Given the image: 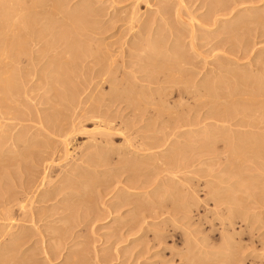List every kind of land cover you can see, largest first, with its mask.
<instances>
[{
  "label": "rangeland",
  "instance_id": "374dc122",
  "mask_svg": "<svg viewBox=\"0 0 264 264\" xmlns=\"http://www.w3.org/2000/svg\"><path fill=\"white\" fill-rule=\"evenodd\" d=\"M46 1L47 0H0V4L3 7H0L1 17L5 18L8 16L10 18H7L12 20V22H17V25H14L15 28L13 26L9 27V31L7 27H5V29L10 33L13 31L12 33L14 34L15 38H18L19 36L18 40L20 39V41L23 42V46H21L24 49V51L22 50L23 53H25V55L22 53L23 55H21V59L25 60V58H31V64L33 65H30V62L28 64L27 61H22L23 63L21 62L19 63V65L13 64L12 62H10L12 65H6L7 67L15 65V67H12L15 74H17L15 71L18 70L17 72L19 74L21 70V73H23V69H25V74L22 75L20 73L19 75H16L18 79L20 78L19 80H17V77H13V79L15 78V81H12L16 82L15 84L18 87V93H12L11 96V94H6L4 91H0V172L4 170L2 174L0 173V193L6 189L9 190L12 188L13 190L15 188L14 184L16 185V182L19 183L22 182L26 177H31V167H28L27 163H29V159L33 157V152L39 150L38 152L40 155V151L44 149L43 147H45V145H51L58 148V150L60 148V150L58 151L59 153L57 152L59 155L56 154L55 158H47V160L45 161L42 160L40 164L39 162L37 163L38 169H40L37 176V185H39L37 186L38 191H42V189L51 190L57 187L59 189L58 192H56L58 195H54L52 198H47V202L40 201L39 204L35 203L34 206H40V211L44 212L45 215H48L49 213H52L53 210H56L58 207H61L63 205L62 211L64 212H62L61 216H63L64 213V216L66 217L64 218L63 216V218L60 217L54 220H50L49 218H47L46 220L39 221L38 223H36V225H32V227L29 228V233H33V237L31 238L32 240L27 243V245H29V248H27V250L22 253H17V256L19 258H21V256L26 258L27 255H34L33 258L35 257L37 259L35 263L37 262V264H47L45 263L44 259L41 258L43 254L41 255V253H36L37 246L41 245L39 242L40 236L37 235L38 233L36 231H45L46 229V233L50 234V236H53V234L51 233V230H53L52 228L58 225H62L68 218L67 222L69 223L66 222V224H71V219H73V222L74 220L78 223L81 221V223L78 224V227L74 228V230L78 231V233H81L77 235L78 237L75 239L78 242L74 239L72 240V237L68 236L64 243L61 244L62 248L57 258L52 261L53 264H65L66 262H71L72 264H195L194 261H196L197 263L200 262L199 264H264V155H262L261 157L243 158L242 160H229L225 158V155H228V150L226 152L218 154L219 156L217 155V153L211 152V155L209 154L208 157H210V159L217 157L216 159L212 161H209L210 159H208L205 162L198 163L197 166H194V171H188L185 173L187 177H193V180L188 181V183L193 182V187L195 186L194 189L197 193H195V197L193 196L192 199H195V201L198 202L196 207L193 208V211L187 213V215L180 212L183 216H186V218H182L183 220L172 219L171 213L174 216L176 215V218L178 216H182L181 214H177L179 213L178 210L171 209L172 207L167 208L168 210H161V212H164H162V214L158 217L148 216L149 214L147 215L146 212L149 210H156V205L154 204L152 206V195V198L156 197V200L160 199L161 201H163L162 199H164L165 196V199H168L167 193L169 192L167 191V188H171V185L168 184V186L167 184H165V186L163 184L166 182L165 180L171 179L173 177L172 180L179 183L181 181L180 179H182L181 176L185 177L184 173H176L175 175L167 173L165 170H163L165 164H162L160 166L159 164L161 163L156 164L157 161H155V159L158 160L159 156H164V153L168 156L174 155L172 152L173 150L166 151V147H175V149H177L176 147H187V153L191 150L194 151L195 149L188 147L189 145H187L192 142L191 139H197L198 137L201 138L202 133L211 134L212 131L214 132V129L217 130L219 128L218 131L215 132L223 133L224 131H226L224 132L227 133L225 134V136L228 135L229 131L228 129H226L228 123L224 124L218 122L214 118V116L217 117L218 114L216 115L215 113L213 114L210 112L207 113V107H209L207 105L209 104L210 106L214 107H212V110H214L213 112H215L217 109L221 111L223 108L228 107L229 104L230 107L232 105V111L235 108L241 109L242 107H245L244 105H246L240 103L243 98H247V95L245 94H251L254 90H256L257 86L255 85L257 84V82L255 81H261L264 79V0H64L61 3L65 4H60L61 9L60 6H58L59 10L57 9L60 13H58L56 9H54V11H56L55 13L53 12V10L51 11L52 8L51 6H49L50 4H47L48 1ZM6 5L8 8L6 7ZM28 5H30V7H28ZM32 5L34 7H32ZM220 6L221 8H218ZM83 10H86L87 12L83 13ZM10 11H14L13 14L15 15H13ZM89 11H91V14H89ZM51 13L55 15L53 16ZM93 14L94 16H92ZM81 17L83 18V20L81 19ZM259 18L260 20H258ZM14 19H16L17 21H15ZM27 19H29L30 22ZM48 20L51 21H49L50 24H48ZM252 20H254V22H252ZM80 24H82L81 27H79ZM242 25L244 26L241 27ZM13 28L14 30H16L14 31ZM32 29L34 32L32 31ZM42 33L45 35H43ZM61 35L63 36L62 38ZM151 38H154L153 41ZM148 39L150 40V42ZM241 41L245 43L240 44ZM151 42L154 44V48H152ZM236 42L238 43L236 44ZM245 44L249 45L247 46V49L246 46L244 47ZM83 46L84 50L82 48ZM158 50L159 52H157ZM148 54L150 56H148ZM4 55L5 54L0 53V57L2 59L6 56ZM148 57H150L148 63H151L150 61H152V64H154L155 62V66L159 64L160 67L157 66L158 69L145 68L144 62L146 63ZM170 57H173L172 59H176L177 57H179V59H176L177 61L182 60L183 62H187L188 64L186 63L181 65H185V68H189L188 71H185L187 74L185 72H182V75L178 73L180 72L178 71V68H180L181 66L177 67L176 63L174 62L175 59L172 60ZM167 59L171 60L167 61ZM97 61L98 63H96ZM171 61H173L175 64L171 63ZM50 62L52 63V65H50ZM92 62H94L95 65ZM68 63L69 65L71 63V65L73 64L74 66H68ZM42 65H45L44 67L46 68L48 67L47 73L46 68H43ZM62 65L63 67L67 65L65 67L67 69L69 67V70H67L65 67L63 70ZM6 66L5 68H7ZM50 66H52V68L54 66L57 71L55 69H51ZM58 66L60 69L58 68ZM27 67L29 69L31 68L34 73L32 72L33 74L28 75L25 72L29 70ZM98 67L102 70V72L100 73L103 74L95 76V70H97ZM140 67H142V70ZM176 67L177 69H175ZM40 69L45 70L46 74H50L52 80L50 79V81H48L50 83L47 82L49 85L39 78L42 77V74H45L43 73L44 71H41ZM58 69L62 73L58 71ZM70 69H72L73 71L76 69L77 70L74 71L75 73L73 71L70 73ZM39 70L40 73L38 72ZM163 72L166 74L167 72L169 74L171 73L172 75H170L175 78L177 82L175 81L169 83L164 81L161 82L162 80L159 81V77L161 78L162 75L163 77H165V74ZM65 73L67 74V77ZM81 73H83V75ZM156 73L159 76L158 78H156ZM124 74H126L127 76ZM144 74V77H146V75H149L148 77L150 78H154V76H156L155 78L158 79H155L156 85L155 80L151 82L148 77L143 79L142 77ZM21 75L24 77L21 78ZM55 75L59 79L60 83L59 81H55L57 79ZM102 75L107 76L103 77ZM140 75L142 77H140ZM167 75L165 78L168 77ZM252 76L253 78H251ZM184 78L186 79V81L187 79H189L190 81L187 82L189 87H186V93L182 95L181 93L177 92V87L182 86V84L180 85V83H182L181 81L185 80ZM107 79H119L122 82L120 83L121 87L119 85L117 90H113L115 84L113 82L111 84V82ZM220 80L221 83L224 82V84H221ZM157 81L159 82L157 83ZM78 82L80 83L78 84ZM149 82H151V84ZM51 84L54 87H52ZM1 85L2 84H0V86ZM63 85H66L65 87L67 89H65ZM216 85H218V87ZM151 86L153 88H158H156L157 90H154ZM206 86H212L216 91L213 90L214 92H212V87H209L211 89V92L209 91L210 93L208 91H206V93H201L206 88ZM23 87L27 90L23 89ZM139 87H141V89H139ZM161 87L165 88L162 90ZM50 88H53L55 91L53 89L51 90ZM194 89L196 91H194ZM200 89L203 90L201 91ZM53 92L56 94H53ZM60 92L61 94L71 93L70 95L74 100H76L78 97V100L86 99V97L88 96L92 97V99L90 98L89 101L82 102L78 106L76 104L73 108V110L76 111L74 112L84 114L85 111L92 105V107L97 108V111H101L104 116H106V114H110L109 116H111V119L113 118L112 127L116 130L112 128V130L110 131L112 135H110L103 143H100L98 145H91L90 143H92L93 141L92 136L98 133L97 130L101 129V126L103 125H100V127H98V124L95 120L89 119L84 121V119L81 118L82 125L80 128L84 129L83 127H85V131L87 130L86 132L90 131L89 134H81V132H79L72 141L70 140L66 142L67 145L65 147L63 143L59 142L61 141L60 138H57L55 135L43 129L40 123L41 121H43L44 123L51 122L55 117L54 111L59 107L60 108L57 109L58 112L59 110H67L65 106H59L57 103L56 95L59 96ZM207 93L209 94V96H205L206 98L203 97L204 99H202L201 95L203 94L202 96H204ZM72 94L75 95L76 99ZM125 94L131 97V102H134L133 104L134 106H136L135 109L134 106H131L132 108L126 107V102L118 101L117 103L116 100V102L113 101V103L112 101H109V97L111 95L122 96ZM148 94L151 95L149 96ZM190 94H192V96ZM133 95L136 99L133 97ZM186 95L188 96V98L186 97ZM258 98L255 99L256 101L252 99V103H260L259 105H262L264 98ZM93 99L98 100H95V102L97 101L96 104L93 102ZM205 99H207V102L205 101ZM221 100H224V102ZM253 100L255 102H253ZM258 100L263 101H260L258 103ZM150 101L153 102L151 103ZM196 101H198L199 103L201 102V105L202 103H204V105L207 104V107H203L202 105V107L204 108L203 109L198 102L197 104L194 103ZM198 104L201 109L195 108V105ZM187 106L191 108V111L193 107V111L191 112L190 110H188L186 112V110L188 109ZM230 107L229 109H231ZM183 108H185L186 110ZM18 109H20L21 111ZM195 109L197 111H195ZM210 110L211 108L209 109V111ZM48 114H50V116ZM51 115L53 118H50ZM169 115L172 116V118L175 116L177 118L180 117V119L177 123H175L173 120L171 122V117ZM186 115H188V117ZM165 118L167 121L166 123ZM167 119H169L170 121ZM67 120L69 119L67 118ZM181 121H186L189 123L186 126L183 125ZM216 123H218L217 126ZM220 124H223L224 127H222L223 125L220 127ZM235 125L236 124H234V127L233 125H230L229 128L231 127L234 129H242L238 125ZM170 129H174L175 134ZM179 130H188V134L184 133V135L182 134V136L181 134H178ZM2 131L4 133H2ZM91 132L92 134H90ZM169 133L172 136H170ZM165 135L169 136L167 142L162 147H156L148 151L143 149L147 143L155 141L156 139L158 140V136L163 137ZM20 136H23V138ZM15 138L17 139L14 140ZM12 139L15 143L12 141ZM57 140L59 141L57 142ZM20 141L21 144L19 143ZM186 141H188L189 143H186ZM169 142H172V144ZM181 143L183 144V146ZM27 144H29V146L35 145L36 147L34 146L35 148H31L33 146L28 147ZM22 147H28V149L23 150ZM14 149L16 150V152L14 151ZM31 149H33V151ZM24 151L27 154H25ZM31 151L33 154H31ZM102 151H104V154H102ZM148 152L149 154H152V156L150 154V158L149 156H146L148 155L146 154ZM20 153L22 154V157L20 156ZM192 153H188L191 155H187V157L192 156ZM2 154L4 155V157L2 156ZM153 154L156 156V158ZM88 155L89 157H91V155L95 157V159L91 157V163L83 161L85 160L84 158H86V156ZM19 157H21L22 161ZM4 158H6V160ZM96 158L100 161V166L98 164L99 161L95 162ZM151 158L154 162H152ZM18 160L20 163L18 162ZM16 161L19 164H17ZM23 161L26 162L27 166L25 163H23ZM93 162L96 165H94ZM145 162L146 164H144ZM2 163H4L5 166ZM7 169L13 174V176H15V174L17 173L15 177L17 178L16 180H14L15 178L13 176L7 178L2 176L5 175V173L10 174ZM24 169L25 172L27 170V173L23 172ZM6 171H8L9 173H7ZM22 172L24 173L23 175H21ZM39 174L41 177L39 176ZM138 174L140 175V177ZM146 175H148L149 178L145 177ZM168 175H170V177ZM179 175L181 176L179 177ZM201 176L204 178H202ZM2 177L5 178V180L3 179V182ZM131 178H137L138 180L135 179L134 181H131ZM199 178L201 182L203 179V184L201 183L202 185L198 181H196V179ZM144 179H146L147 182ZM225 179H229L230 181L227 180L224 183ZM204 180H206V185ZM235 180H237L236 184H230ZM142 181L144 182L143 184L146 187H138L143 185L141 184ZM219 182V185H221L223 188L222 192L227 191L229 192L228 194L232 197L234 195V201L236 198L237 203L235 202L232 207L234 206L235 208H238H236L238 211L237 218L228 220V213L218 214V207L214 205L211 200H208L209 195L205 192H207L208 190L212 191V189L214 188V191L216 189L220 191V189H218L219 186H217ZM179 184L177 187L176 185H173V187L175 186L176 188H178ZM8 185L11 188H9ZM138 193H141L142 195H139ZM125 195L126 197H128L126 198ZM122 199H125V201L123 202ZM117 201H119V203L121 202L122 204H119ZM123 203H125V205H123ZM64 207L66 208V211L64 210ZM71 213H74L75 215H72ZM226 215L228 218H224ZM19 217L20 216H18V218ZM76 217L77 219H75ZM198 217L203 218L202 222L198 220ZM85 218H87V221ZM170 219L172 221H170ZM57 220L59 222H57ZM27 224L30 225V223ZM133 224L138 225L135 226ZM0 226L3 228L2 225ZM140 226H142L143 229L137 230L138 228H140ZM70 230L68 231L69 234ZM49 238L51 237H49L48 235L44 239L47 240ZM50 241L51 243L56 244L53 239H50ZM75 251L78 253L77 256H75L76 258H74L73 255V253L75 254ZM190 253L192 256L190 255ZM41 260L43 261V263ZM75 261H78L79 263H75Z\"/></svg>",
  "mask_w": 264,
  "mask_h": 264
},
{
  "label": "bare ground",
  "instance_id": "6f19581e",
  "mask_svg": "<svg viewBox=\"0 0 264 264\" xmlns=\"http://www.w3.org/2000/svg\"><path fill=\"white\" fill-rule=\"evenodd\" d=\"M13 1H15V0H13ZM26 1V0H25ZM48 1V2H47ZM46 2H47V4L49 5V6H51V11L53 10V12L55 13L56 11H54V9H58L59 10V7L58 6H60V4H63V3H61L62 1H64V0H47ZM68 1V0H67ZM219 1V0H218ZM221 1V0H220ZM232 1V0H231ZM32 2V1H31ZM30 2V3H31ZM1 3V2H0ZM11 3V2H10ZM223 3V2H222ZM7 4V3H6ZM9 4V3H8ZM13 4H14V2H13ZM32 4V3H31ZM34 4H35V2H34ZM65 4V3H64ZM63 4V5H64ZM221 4V3H220ZM233 4H235V3H233ZM238 4V3H237ZM245 4V3H244ZM3 5V4H2ZM10 6H12L11 4H9ZM67 5V4H66ZM217 5V4H216ZM216 5H215V7H216ZM218 6H219V3H218ZM0 7H2L1 6V4H0ZM6 7H7V5H6ZM13 7V6H12ZM28 7H30V5H28ZM32 7H34L33 5H32ZM3 8V7H2ZM8 8V7H7ZM7 8H5V9H7ZM10 8V7H9ZM88 8V7H87ZM218 8H221V6L220 7H218ZM46 9V8H45ZM60 9H61V6H60ZM57 10V11H58ZM63 10V9H62ZM219 10V9H218ZM228 10V9H227ZM231 10V9H230ZM3 11V10H2ZM29 11V10H28ZM33 11V10H32ZM36 11V10H35ZM48 11V10H47ZM67 11V10H66ZM70 11V10H69ZM73 11H74V9H73ZM75 11H76V9H75ZM0 12H1V9H0ZM12 14L14 13V11L12 12V11H10ZM27 12V11H26ZM49 12V11H48ZM68 12V11H67ZM79 12V11H78ZM85 12H87L86 10H83V13H85ZM90 13L89 14H91V11H89ZM182 12V11H181ZM7 13V12H6ZM19 13V12H18ZM34 13V12H33ZM37 13V12H36ZM58 13H60L59 11H58ZM57 13V14H58ZM212 13V12H211ZM1 14V13H0ZM52 15H53V13H51ZM50 14V15H51ZM57 14H56V16H57ZM82 14V13H81ZM247 14H248V12H247ZM13 15H15V14H13ZM37 15V14H36ZM39 15V14H38ZM49 15V16H50ZM55 15V14H54ZM53 15V16H54ZM88 15V14H87ZM7 16V15H6ZM10 16V15H9ZM23 16V15H22ZM91 16V15H90ZM92 16H94V14L92 15ZM8 17V16H7ZM1 17V15H0V53H3V54H5L4 56V58L2 59L1 57H0V84H2L1 86H0V91H4L6 94H11V96H12V93H14V94H16V92L18 93V87L16 86V82H14L15 80V78L13 79V77H17L16 75H19L21 72H22V70H21V72H19V74H18V70L17 71H15L17 74H15L14 72H13V69H12V67H15V65H13V66H10V67H7L8 65H10L11 63L10 62H12L13 64H18L19 65V63H21L22 61H27V63L29 64V62H30V65H32L31 64V61H32V59L31 58H25V60H23V59H21L22 58V56L21 55H25V53H23V51H24V49H23V42L22 41H20V39L18 40V38H19V36H18V38H15L14 37V34L12 35L10 32H8L9 31V27H14V25H17V22H12V20H10V19H8V18H10V17ZM35 17V16H34ZM84 17H85V15H84ZM87 17V16H86ZM253 17V16H252ZM22 18V17H21ZM26 18V17H25ZM28 18V17H27ZM44 18V17H43ZM45 18H46V16H45ZM51 18V17H50ZM49 18V19H50ZM12 19V18H11ZM66 19V18H65ZM81 19L83 20V18L81 17ZM15 21H17L16 19H14ZM27 20H29V19H27ZM52 20V19H51ZM76 20V19H75ZM81 20V21H82ZM255 20V19H254ZM254 20H252V22H254ZM258 20H260V18L258 19ZM22 21V20H21ZM23 21H25V20H23ZM50 20H48L47 22H49ZM94 21V20H93ZM97 21V20H96ZM208 21V20H207ZM27 22V21H26ZM29 22H30V20H29ZM33 22V21H32ZM43 22V21H42ZM45 22V21H44ZM51 22V21H50ZM50 22L48 23V24H50ZM129 22V21H128ZM215 22V21H214ZM251 22V21H250ZM203 23H205V22H203ZM211 23V22H210ZM247 23V22H246ZM44 24V23H43ZM62 24H63V22H62ZM85 24V23H84ZM186 24V23H185ZM249 24V23H248ZM40 25H42V24H40ZM81 25L82 24H80V26L79 27H81ZM261 25H262V23H261ZM22 26V25H21ZM39 26V25H38ZM47 26V25H46ZM50 26V25H49ZM88 26V25H87ZM181 26V25H180ZM244 25H242L241 27H243ZM264 26V25H263ZM5 27H7L8 28V31L5 29ZM17 27V26H16ZM28 27V26H27ZM57 27V26H56ZM171 27V26H170ZM182 27V26H181ZM184 27H187V26H184ZM220 27V26H219ZM15 28V27H14ZM14 28H13V30H14ZM21 28V27H20ZM30 28V27H29ZM51 28V27H50ZM58 28V27H57ZM83 28H84V26H83ZM146 28V27H145ZM180 28V27H179ZM257 28V27H256ZM11 29V28H10ZM18 29V28H17ZM35 29V28H34ZM55 29V28H54ZM72 29V28H71ZM80 29V28H79ZM174 29V28H173ZM172 29V30H173ZM184 29V28H183ZM241 29V28H240ZM16 30V29H15ZM14 30V31H15ZM47 30V29H46ZM74 30V29H73ZM239 30V29H238ZM237 30V31H238ZM11 31V30H10ZM18 31V30H17ZM23 31H25V30H23ZM32 31H33V29H32ZM49 31H51V30H49ZM63 31V30H62ZM76 31V30H75ZM27 32V31H26ZM34 32V31H33ZM36 32V31H35ZM40 32V31H39ZM179 32V31H178ZM186 32V31H185ZM24 33V32H23ZM54 33V32H53ZM57 33V32H56ZM80 33V32H79ZM78 33V34H79ZM100 33V32H99ZM169 33V32H168ZM174 33V32H173ZM34 34V33H33ZM43 34V33H42ZM48 34V33H47ZM51 34V33H50ZM67 34V33H66ZM76 34H77V32H76ZM82 34V33H81ZM175 34V33H174ZM22 35V34H21ZM43 35H45V34H43ZM55 35V34H54ZM180 35V34H179ZM187 35V34H186ZM25 36V35H24ZM27 36V35H26ZM57 36V35H56ZM175 36V35H174ZM28 37V36H27ZM35 37V36H34ZM63 36L61 35V38H62ZM68 37V36H67ZM37 38V37H36ZM49 38H51V37H49ZM238 38V37H237ZM71 39H73V38H71ZM152 39V38H151ZM154 39V38H153ZM153 39H152V41H153ZM193 39V38H192ZM229 39H230V37H229ZM245 39V38H244ZM22 40V39H21ZM42 40V39H41ZM58 40V39H57ZM149 40V39H148ZM241 40V39H240ZM30 41V40H29ZM49 41V40H48ZM21 42H22V44H21ZM26 42V41H25ZM42 42V41H41ZM44 42V41H43ZM57 42V41H56ZM149 42H150V40H149ZM33 43V42H32ZM48 43V42H47ZM50 43V42H49ZM66 43V42H65ZM152 43V42H151ZM155 43V42H154ZM238 42H236V44H237ZM242 43H245V42H242L241 41V43L240 44H242ZM56 44V43H55ZM234 44H235V42H234ZM239 44V45H240ZM247 44V43H246ZM244 45V47L246 46V49H247V46H249V45ZM22 45V46H21ZM51 45V44H50ZM54 45V44H53ZM60 45V44H59ZM58 45V46H59ZM75 45H77V44H75ZM151 45V44H150ZM153 43H152V48H154L153 47ZM86 46H88V45H86ZM242 46V45H241ZM240 46V47H241ZM31 47V46H30ZM29 47V48H30ZM41 47V46H40ZM96 47V46H95ZM52 48V47H51ZM55 48V47H54ZM83 48V50H84V46L82 47ZM144 48V47H143ZM147 48V47H146ZM99 49V48H98ZM151 49V48H150ZM157 49V48H156ZM23 50V51H22ZM26 50V49H25ZM47 50H49V49H47ZM55 50V49H54ZM53 50V51H54ZM74 50V49H73ZM94 50V49H93ZM152 50V49H151ZM154 50V49H153ZM63 51V50H62ZM67 51V50H66ZM161 51V50H160ZM163 51V50H162ZM250 51V50H249ZM19 52V53H18ZM77 52H78V50H77ZM80 52V51H79ZM86 52V51H85ZM84 52V53H85ZM146 52V51H145ZM157 52H159V50L157 51ZM183 52V51H182ZM23 53V54H22ZM28 53V52H27ZM31 53V52H30ZM50 53V52H49ZM68 53H69V51H68ZM74 53V52H73ZM81 53V52H80ZM83 53V52H82ZM96 53V52H95ZM94 53V54H95ZM101 53V52H100ZM173 53H175V52H173ZM36 54V53H35ZM51 54V53H50ZM78 54V53H77ZM88 54V53H87ZM97 54V53H96ZM149 54H150V52H149ZM148 54V56H150ZM158 54V53H157ZM179 54V53H178ZM49 55V54H48ZM52 55V54H51ZM61 55V54H60ZM83 55V54H82ZM102 55V54H101ZM137 55V54H136ZM165 55V54H164ZM167 55V54H166ZM182 55H183V53H182ZM185 55V54H184ZM2 56V55H1ZM36 56V55H35ZM39 56V55H38ZM50 56V55H49ZM155 56H156V54H155ZM177 56V55H176ZM26 57V56H25ZM62 57V56H61ZM92 57V56H91ZM153 57V56H152ZM181 57V56H180ZM42 58V57H41ZM55 58V57H54ZM83 58V57H82ZM96 58V57H95ZM144 58V57H143ZM142 58V59H143ZM161 58V57H160ZM167 58H169V57H167ZM171 58V57H170ZM173 58V57H172ZM171 58V59H172ZM35 59V58H34ZM70 59V58H69ZM76 59V58H75ZM141 59V60H142ZM148 60H146V63L144 62V67L145 68H155V69H158L157 68V66L158 67H160L159 66V64H157V66H155L156 64H155V62H154V64H152V61H150L151 63H148L149 62V59H150V57H148L147 58ZM158 59V58H157ZM171 59H167V61L169 60H171ZM175 59V58H174ZM174 59H172V60H174ZM176 59H179V57H177ZM174 60V62L176 63V66L178 67H180L181 65H183V64H186L187 62H183L182 60L181 61H177V60ZM37 60H38V58H37ZM82 60V59H81ZM96 60V59H95ZM98 60V59H97ZM111 60H113V59H111ZM151 60H152V58H151ZM35 61V60H34ZM74 61V60H73ZM72 61V62H73ZM41 62V61H40ZM52 62V61H51ZM50 62V63H51ZM60 62V61H59ZM69 62V61H68ZM90 62H91V60H90ZM95 62V61H94ZM94 62H92L94 65H95V63ZM108 62V61H107ZM158 62H159V60H158ZM173 61H171V63H174ZM263 62V61H262ZM23 63V62H22ZM74 63V62H73ZM76 63V62H75ZM96 63H98V61L96 62ZM112 63V62H111ZM170 63V64H171ZM174 63V64H175ZM66 64V63H65ZM165 64V63H164ZM188 64V63H187ZM7 65V66H6ZM12 65V64H11ZM26 65V64H25ZM47 65V64H46ZM48 65H49V63H48ZM50 65H52V63L50 64ZM64 65V64H63ZM63 65H62V68H63V70H64V67L65 66H67V65H65L64 67H63ZM70 65H71V63H70ZM69 65V63H68V66H70ZM73 65V64H72ZM71 65V66H72ZM76 65V64H75ZM97 65V64H96ZM161 65V64H160ZM257 65V64H256ZM5 66L7 67V68H5ZM33 66V65H32ZM37 66V65H36ZM43 66V65H42ZM45 66V65H44ZM43 66V68H46V67H44ZM74 66V65H73ZM88 66V65H87ZM111 66V65H110ZM122 66V65H121ZM141 66V65H140ZM174 66V65H173ZM185 66V65H184ZM184 66H181L180 68H178L179 70L178 71H180V72H178V71H176V72H178V73H180L181 75H182V72L184 73L185 71H188V69L189 68H185ZM30 67V66H29ZM41 67V66H40ZM39 67V68H40ZM51 67V69H55L54 68V66H53V68H52V66H50ZM84 67V66H83ZM177 67L175 68V69H177ZM28 68V67H27ZM58 68H59V66H58ZM66 68V67H65ZM71 68V67H70ZM90 68V67H89ZM88 68V69H89ZM99 68V67H98ZM97 68V70H95V73H96V75L95 76H99V74H103V73H100V72H102V70L99 68L98 69ZM141 68V70H142V67H140ZM144 68V69H145ZM173 68V67H172ZM17 69V68H16ZM20 69V68H19ZM29 69V68H28ZM34 69V68H33ZM42 69V68H41ZM40 69V70H41ZM60 69V68H59ZM58 69V71H60ZM67 69V68H66ZM95 69V68H94ZM112 69V68H111ZM143 69V70H144ZM146 69V70H147ZM24 70L25 69H23V73H21L22 75L23 74H25L24 73ZM40 70L38 71L39 73H40ZM47 70H48V67L46 68V73H47ZM56 71H57V69H55ZM62 70V69H61ZM67 70H69V67H68V69ZM71 71H69L70 73L73 71L72 69H70ZM77 70V69H76ZM76 70H74V71H76ZM79 70V69H78ZM81 70V69H80ZM101 70V71H100ZM109 70V69H108ZM162 70V69H161ZM160 70V71H161ZM165 70V69H164ZM169 70V69H168ZM36 71V70H35ZM41 71H44L43 73H45V70H41ZM54 71V70H53ZM55 71V72H56ZM73 71V72H74ZM111 71V70H110ZM155 71V70H154ZM159 71V72H160ZM163 71V70H162ZM170 71V70H169ZM168 71V72H169ZM193 71V70H192ZM191 71V72H192ZM264 71V70H263ZM28 75H30V74H33L34 73V71L30 68L29 70H27V71H25ZM33 72V73H32ZM49 72H50V69H49ZM61 72V71H60ZM94 72V71H93ZM99 72V73H98ZM116 72V71H115ZM148 72V71H147ZM166 72V71H165ZM167 72V74H169ZM171 72V71H170ZM194 72V71H193ZM37 73V72H36ZM38 73V74H39ZM42 74V77H39L42 81H44V82H48V81H50V79L52 80V78H51V76H50V74L48 73V74ZM62 73V72H61ZM64 73V72H63ZM68 73V72H67ZM69 73V74H70ZM75 73V72H74ZM94 73V74H95ZM107 73V72H106ZM109 73V72H108ZM111 73V72H110ZM113 73H114V71H113ZM134 73V72H133ZM132 73V74H133ZM161 73V72H160ZM164 73V72H163ZM186 73V72H185ZM189 73V72H188ZM238 73V72H237ZM66 74V73H65ZM82 75H83V73H81ZM91 74V73H90ZM93 74V75H94ZM117 74V73H116ZM121 74V73H120ZM165 74V77H166V73H164ZM171 74V73H170ZM169 74V75H170ZM175 74V73H174ZM187 74V73H186ZM20 76L21 78H23L24 76ZM40 75V74H39ZM60 75V74H59ZM58 75V76H59ZM61 75H63V74H61ZM79 75V74H78ZM110 75V74H109ZM113 75V74H112ZM112 75H111V77H112ZM124 75H126V74H124ZM123 75V76H124ZM156 75H157V73H156ZM169 75H167L168 77L167 78H165V77H163V75L161 76V78L157 75V77L156 76H154V78H150V77H148L149 75H146V77H144L145 76V74L143 75V77L140 75V77H142L143 79L144 78H149V80L151 81V82H153V80H155L156 78H158V79H160L159 81H161V82H175L176 80H175V78H173L171 75L169 76ZM26 76V75H25ZM54 76V75H53ZM52 76V77H53ZM77 76V75H76ZM103 76V75H102ZM107 76V75H106ZM106 76H103V77H106ZM127 76V75H126ZM191 76H193V75H191ZM245 76V75H244ZM251 76V75H250ZM55 77L57 78V76L55 75ZM66 77H67V74H66ZM139 77V76H138ZM156 77V78H155ZM63 78V77H62ZM73 78V77H72ZM205 78V77H204ZM251 78H253V76L251 77ZM250 78V79H251ZM20 79V78H19ZM18 79V77H17V80H19ZM28 79V78H27ZM39 79V80H40ZM55 79V78H54ZM78 79H79V77H78ZM84 79V78H83ZM128 79V78H127ZM158 79H156V80H158ZM183 79V78H182ZM185 79V78H184ZM255 79V78H254ZM261 79V78H260ZM12 80H14V81H12ZM37 80V79H36ZM69 80V79H68ZM77 80V79H76ZM88 80V79H87ZM106 80V79H105ZM108 81H110L111 82V84H112V82L115 84L114 85V89L113 90H117L118 89V86L120 85V87H121V84L120 83H122L119 79L117 80V79H111V80H109V79H107ZM147 80V79H146ZM156 80H155V85H156ZM192 80V79H191ZM206 80V79H205ZM204 80V81H205ZM223 80V79H222ZM229 80V79H228ZM20 81H22V80H20ZM56 82H58L59 81V79L57 78L56 80H55ZM54 81V82H55ZM67 81V80H66ZM80 81V80H79ZM107 81V82H108ZM159 81H157V83L159 82ZM188 81H190L189 79H187V81H186V79L184 80V81H181L182 83H180V85L182 84V86H178L177 87V92H179V93H181L182 95H184V93H186V87H189V85H188ZM227 81V80H226ZM238 81V80H237ZM14 82V83H13ZM27 82V81H26ZM62 82H64V81H62ZM61 82V83H62ZM74 82V81H73ZM106 82V81H105ZM110 82H109V84H110ZM151 82H149L150 84H151ZM160 82V83H161ZM177 82V81H176ZM217 82H219V81H217ZM255 82H257V84L255 85V86H257V88H256V90H254L253 92L252 91H250V92H252L251 94H245V95H247V98H243L242 99V101H240V103L241 104H246V105H244L245 107H240L241 109H233V111H232V105H231V107L228 105V107H225V108H223L221 111L220 110H218V111H220V112H218L217 110L215 111V112H213L214 110H212L214 107L213 106H210L209 104L207 105V104H205L204 105V103H202V105H203V107H205L206 105L207 106H209V107H207L208 108V110H207V113H215L216 115L218 114V116L217 117H215L214 116V118L218 121V122H220V123H228V125L226 126V129H228V131H229V133H228V135H226L225 136V134H227V133H224V132H226V131H224L223 133L221 132V133H219V132H215V131H218V129L217 130H215L214 129V132L212 131V133L210 134H203L202 133V136H201V138H194V139H191V141L192 142H188V141H186V143L188 142L189 144H187V145H189L188 147H191V148H193V149H197L196 151L194 150H191V151H189L188 153H192V152H194V153H192L193 155L192 156H188L187 157V155H191V154H188L187 153V147H183V148H178V147H176L177 149H175V147L174 148H169V147H166V151L167 150H173L172 152H173V154L174 155H170V156H168V155H166L165 153H164V156L163 155H161V153H160V155L161 156H159V158H158V156H157V158H158V160H156L155 159V161H157L156 162V164H158V163H161V164H159L160 166L163 164H165L164 166V168H163V170H165L167 173H169V174H171V175H175L176 173H179V174H181V173H184V176L185 177H183V176H181V175H179V177L181 176V178L182 179H180L181 181V183L179 184L178 182H176V181H174V180H172V178L171 179H167V180H165L166 182L165 183H163L164 185L165 184H169V185H171V188L169 187V189L167 188V191L169 192V193H167L168 194V199H165L166 198V196H165V200L164 199H162L163 201H161L160 199L158 200H156V197L155 198H152L153 197V195L151 196V201L153 202V204H152V206L155 204L156 205V210H149V211H146L147 212V215L148 216H154V217H158V216H160L161 214H162V212H164V211H162L161 212V210H168L167 208H169V207H172L171 209H176V210H178L179 211V213H177V214H181L180 212H182L183 214H186L187 215V213H190V212H192L193 211V208H195L196 207V205L198 204V202H196L195 201V199H192L193 198V196L195 195V193H197L196 191H195V189H194V187H193V182H191V183H188V181H191V180H193V177H187V175H185V173L186 172H190V171H194L193 170V168H194V166H197V164L198 163H201V162H205L206 160H208V159H210V157H208L209 156V154L211 153V152H214V153H217V155L218 154H221L222 152H226L227 150H228V155H225V158L226 159H229V160H236V159H243V158H249V157H261L262 155H264V101L263 100H258V103L260 102V101H263L262 103V105H259V104H255V103H252V99H256V98H258V97H263L264 98V79L263 80H261V81H255ZM255 82H254V84H255ZM40 83V82H39ZM48 83H50V82H48ZM47 83V84H48ZM59 83H60V81H59ZM80 82H78V84H79ZM159 83V84H160ZM220 83H221V80H220ZM223 84H224V82H222ZM221 83V84H222ZM43 84V83H42ZM88 84V83H87ZM125 84V83H124ZM123 84V85H124ZM149 84V85H150ZM153 84V83H152ZM208 84V83H207ZM251 84V83H250ZM19 85V84H18ZM21 85V84H20ZM44 85V84H43ZM42 85V86H43ZM49 85V84H48ZM52 85V84H51ZM66 85H67V83H66ZM65 85V86H66ZM116 85H117V87H116ZM126 85V84H125ZM148 85V86H149ZM154 85V84H153ZM158 85V84H157ZM177 85H178V83H177ZM61 86V85H60ZM64 86V85H63ZM64 86V88L65 89H67L66 87ZM162 86V85H161ZM166 86V85H165ZM217 87H218V85H216ZM222 86V85H221ZM223 86H225V85H223ZM253 86V85H252ZM21 87V86H20ZM39 87V86H38ZM46 87V86H45ZM44 87V88H45ZM52 87H54L53 85H52ZM130 87H131V85H130ZM152 87V86H151ZM150 87V88H151ZM169 87H171V86H169ZM175 87V86H174ZM209 87H212V86H209ZM209 87H207L206 86V88L202 91L201 89V93H203V92H205L206 93V91H210L211 89V91L212 92H214V91H216V90H214L215 88H209ZM22 88V87H21ZM41 88H43V87H41ZM40 88V89H41ZM57 88V87H56ZM55 88V89H56ZM62 88V87H61ZM86 88V87H85ZM112 88V87H111ZM144 88H146V87H144ZM153 88V87H152ZM156 88H158V87H156ZM156 88H153L154 90L156 89ZM162 88V87H161ZM165 87H163L162 88V90L164 89ZM194 88V87H193ZM247 88V87H246ZM20 89V88H19ZM23 89H26V88H24L23 87ZM51 89V88H50ZM53 89V88H52ZM51 89V90H52ZM139 89H141V87H139ZM171 89V88H170ZM218 89V88H217ZM236 89V88H235ZM240 89V88H239ZM21 90V89H20ZM27 90V89H26ZM25 90V91H26ZM54 90V89H53ZM129 90V89H128ZM133 90H134V88H133ZM151 90V89H150ZM157 90V89H156ZM199 90V91H200ZM214 90V91H213ZM237 90V89H236ZM250 90V89H249ZM55 91V90H54ZM67 91V90H66ZM80 91V90H79ZM112 91V90H111ZM137 91V90H136ZM167 91V90H166ZM194 91H196L195 89H194ZM210 91V92H211ZM223 91V90H222ZM226 91H227V89H226ZM246 91V90H245ZM27 92V91H26ZM59 92V91H58ZM57 92V93H58ZM69 92V91H68ZM113 92V91H112ZM118 92V91H117ZM116 92V93H117ZM124 92V91H123ZM129 92V91H128ZM133 92V91H132ZM151 92V91H150ZM209 92V93H210ZM4 93V94H5ZM23 93V92H22ZM109 93H111V92H109ZM142 93V92H141ZM147 93V92H146ZM149 93V92H148ZM158 93V92H157ZM166 93V92H165ZM171 93V92H170ZM197 93V92H196ZM230 93V92H229ZM53 94H56V93H54L53 92ZM60 95L58 96V95H56L57 97H56V99H57V103H58V105L60 106H65L66 107V111H62V110H59V112L57 111V109H59V108H57L54 112H55V117L53 118L52 117V115H51V117L50 118H53L52 119V121L51 122H49V123H44L43 121H41L40 123H41V125H42V127H43V129H45V130H47L49 133H51V134H53V135H55L57 138H60L61 139V141H59V140H57V142L59 141V142H61V143H63L64 145H65V147H66V145H67V141H72L77 135H78V133L79 132H81V134H83V133H88L89 134V132H86L85 131V127H83L84 129H82V128H80L81 127V125H82V120H81V118L82 119H84V121L85 120H89V119H91V120H95L96 121V123L98 124V127H100V125H103V126H101V129H99V130H97L98 131V133H96V134H94L92 137V139H93V141H92V143H90L91 145H98V144H100V143H103L104 141H106L107 140V138L110 136V135H112V133L110 132L111 130H112V124H113V118L111 119V116H109V115H107L106 114V116H104V114H102L101 113V111H97V108L95 109L94 107H92V105H91V107H89L86 111H85V113L84 114H82V113H75L76 111L75 110H73V108L75 107V105L77 104V106L80 104V103H82V102H86V101H89L90 100V98L92 99V97H90V96H88V97H86V99H83V100H78V98L76 99V97H75V95L74 94H72V95H74L73 97H75V99L76 100H74L73 98H72V96L70 95V94H66V93H63V94H61V92L59 93ZM80 94H82V93H80ZM90 94V93H89ZM119 94V93H118ZM163 94V93H162ZM208 94V93H207ZM204 95V96H202L201 95V97H202V99H204L203 97H205V96H209V94L208 95ZM25 95H26V93H25ZM91 95V94H90ZM109 95V94H108ZM126 95V94H125ZM122 95V96H117V95H111L110 97H109V101L111 102H113V101H115L116 102V100H117V103H118V101L119 102H126L125 104H126V107H131V106H134V102L132 103L131 102V97L128 95ZM149 96L151 95V94H148ZM159 95V94H158ZM188 95V94H187ZM186 95V97L188 98V96ZM191 96H192V94H190ZM212 95V94H211ZM210 95V96H211ZM6 96V95H5ZM54 96V95H53ZM94 96V95H93ZM136 96H137V94H136ZM139 96V95H138ZM148 96V97H149ZM194 96V95H193ZM243 96V95H242ZM8 97V96H7ZM95 97V96H94ZM93 97V98H94ZM130 99H129V98ZM133 97H134V95H133ZM200 97V98H201ZM6 98V97H5ZM9 98V97H8ZM53 98H55V97H53ZM84 98V97H83ZM95 98H97V97H95ZM135 98V97H134ZM164 98V97H163ZM166 98V97H165ZM168 98V97H167ZM179 98V97H178ZM194 98H195V96H194ZM206 98V97H205ZM222 98V97H221ZM235 98V97H234ZM50 99V98H49ZM98 99V98H97ZM97 99H93L92 101L96 104L97 103ZM108 99V98H107ZM136 99V98H135ZM190 99H192V98H190ZM196 99V98H195ZM208 99V98H207ZM207 99H205V101L207 102ZM214 99V98H213ZM258 99H260V98H258ZM7 100V99H6ZM5 100V101H6ZM95 100H97L96 102H95ZM139 100V99H138ZM152 100V99H151ZM158 100H159V98H158ZM160 100H162V99H160ZM167 100V99H166ZM169 100V99H168ZM233 100V99H232ZM253 100V102H255ZM25 101V100H24ZM50 101V100H49ZM148 101V100H147ZM171 101V100H170ZM195 101V100H194ZM221 101H223L224 102V100H221ZM226 101V100H225ZM237 101V100H236ZM239 101V100H238ZM4 102V101H3ZM19 102H20V100H19ZM56 102V101H55ZM143 102H144V100H143ZM151 102V101H150ZM153 102V101H152ZM151 102V103H152ZM162 102V101H161ZM197 102L198 101H196V102H194V103H196L197 104ZM216 102V101H215ZM56 103V104H57ZM114 103V102H113ZM139 103V102H138ZM147 103V102H146ZM199 103V102H198ZM209 103V102H208ZM218 103V102H217ZM226 103V102H225ZM224 103V104H225ZM239 103V102H238ZM55 104V105H56ZM131 104V105H130ZM137 104V103H136ZM135 104V105H136ZM143 104V103H142ZM200 105H201V102L199 103ZM199 104L198 105H195V108L196 109H201V107H202V105H201V107L199 106ZM219 104V103H218ZM235 104H237V103H235ZM13 105V104H12ZM150 105V104H149ZM160 105V104H159ZM15 106V105H14ZM54 106V105H53ZM76 106V107H77ZM141 106V105H140ZM148 106V105H147ZM239 106H240V104H239ZM82 107V106H81ZM138 107V106H137ZM143 107V106H142ZM179 107V106H178ZM188 107V109L186 110L185 108H183V109H185L186 110V112L188 111V110H190L191 111V108L189 107V106H187ZM202 107V108H203ZM213 107V108H212ZM229 107L231 108V109H229ZM4 108H5V106H4ZM132 108V107H131ZM136 108V106H134V109ZM141 108V107H140ZM163 108V107H162ZM181 108V107H180ZM206 108V109H207ZM211 108V110L209 111V109ZM234 108V107H233ZM13 109V108H12ZM99 109V108H98ZM182 109V110H183ZM193 107H192V111H193ZM195 109V111H197ZM204 109V108H203ZM18 110H20V109H18ZM23 110V109H22ZM137 110H138V108H137ZM169 110V109H168ZM181 110V109H180ZM6 111V110H5ZM10 111V110H9ZM21 111V110H20ZM61 111V112H60ZM75 111V112H74ZM144 111V110H143ZM146 111V110H145ZM191 111V112H192ZM237 111V112H236ZM11 112V111H10ZM53 112V113H54ZM135 112V111H134ZM138 112V111H137ZM154 112V111H153ZM152 112V113H153ZM169 112V111H168ZM203 112H205V111H203ZM222 112H226V113H222ZM1 113V112H0ZM197 113V112H196ZM202 113V112H201ZM5 114V113H4ZM158 114H160V113H158ZM164 114V113H163ZM167 114H169V113H167ZM206 114V113H205ZM49 116H50V114H48ZM162 115V114H161ZM160 115V116H161ZM172 115V114H171ZM177 115V114H176ZM208 115V114H207ZM212 115V114H211ZM154 116V115H153ZM170 116V115H169ZM174 116V115H173ZM187 117H188V115H186ZM48 117V116H47ZM151 117V116H150ZM163 117V116H162ZM171 118V122H172V120L175 122V123H177L178 122V120L180 119V117H173L172 118V116H170ZM190 117H192V116H190ZM207 117V116H206ZM67 118L69 119V120H67ZM161 118V117H160ZM159 118V119H160ZM164 118V117H163ZM152 119V118H151ZM153 120V119H152ZM162 120V119H161ZM164 120V119H163ZM167 120H169V119H167ZM83 121V122H84ZM170 121V120H169ZM188 121H189V119H188ZM48 122V121H47ZM64 122V123H63ZM152 122V121H151ZM154 122V121H153ZM167 121H166V118H165V123H166ZM170 122V123H171ZM180 122V121H179ZM200 122V121H199ZM203 122V121H202ZM201 122V123H202ZM96 123H95V125H96ZM181 123L183 124V125H188V123L189 122H186V121H181ZM191 123H193V122H191ZM190 123V124H191ZM207 123V122H206ZM199 124V123H198ZM234 124H236V125H238L239 127H241L242 129H234V128H229V126L230 125H233V127H234ZM116 125V124H115ZM193 125H195V124H193ZM215 125V124H214ZM214 125H212V126H214ZM218 125V123H216V126ZM223 124H220V127L222 126ZM235 125V126H236ZM127 126V125H126ZM162 126V125H161ZM172 126V125H171ZM170 126V127H171ZM165 127V126H164ZM201 127V126H200ZM222 127H224V125L222 126ZM155 128V127H154ZM173 128V127H172ZM176 128V127H175ZM199 128V127H198ZM213 128V127H212ZM114 129V128H113ZM121 129V128H120ZM168 129V128H167ZM180 129V128H179ZM114 130H116V129H114ZM162 130V129H161ZM171 130V129H170ZM169 130V131H170ZM46 131V132H47ZM96 131V130H95ZM157 131V130H156ZM160 131V130H159ZM168 131V132H169ZM174 134H175V131H174V129L173 130H171ZM188 130H184V131H180L179 130V133L178 134H183L184 135V133H187L188 134V132H187ZM202 131V130H201ZM219 131H221V130H219ZM123 132V131H122ZM230 132H231V135H230ZM2 133H4L3 131H2ZM162 133H163V131H162ZM171 133V132H170ZM170 133H169V135H170ZM192 133V132H191ZM195 133V132H194ZM90 134H92V132L90 133ZM177 134V135H178ZM18 135V134H17ZM98 136V137H96V136ZM164 135V134H163ZM169 135H165V136H163V137H159L158 136V140L156 139L155 141H151V142H149V143H147L145 146H144V150H146V151H148V150H151V149H154V148H156V147H162L166 142H167V140H168V136ZM182 135V136H183ZM224 135V136H223ZM170 136H172V135H170ZM3 137H4V135H3ZM10 137V136H9ZM20 137H22L23 138V136H20ZM193 137V136H192ZM1 138V137H0ZM13 138V137H12ZM112 138V137H111ZM152 138V137H151ZM189 138V137H188ZM191 138V137H190ZM17 138H15L14 140H16ZM189 140V139H188ZM12 141H13V139H12ZM175 141V140H174ZM178 141V140H177ZM14 142V141H13ZM12 142V143H13ZM55 142H56V140H55ZM179 142V141H178ZM184 142V141H183ZM15 143V142H14ZM20 144H21V141L19 142ZM18 143V144H19ZM33 143V142H32ZM38 143V142H37ZM107 143V142H106ZM169 143H171L172 144V142H169ZM62 144V145H63ZM179 144V143H178ZM182 144V143H181ZM15 145V144H14ZM17 145V144H16ZM28 145V147H31V146H33V145H30L29 146V144H27ZM27 145H25V146H27ZM37 145V144H36ZM40 145H41V143H40ZM60 145V144H59ZM170 145V144H169ZM176 145V144H175ZM23 146V145H22ZM35 146V145H34ZM31 147V148H35V147ZM39 146V145H38ZM166 146H168V145H166ZM171 146H173V145H171ZM182 146H183V144H182ZM221 146V147H220ZM15 147H18V146H15ZM28 147H22L23 148V150H25V149H28ZM59 147V146H58ZM165 147V146H164ZM180 147V146H179ZM44 148V149H43ZM42 149L43 150H41L40 152V155H39V150H36V152H33L32 153V151H33V149H31L32 151H31V154H33V157H31V159H29V163H27L28 164V167L30 166L31 167V172H30V174H31V177H23V178H25L22 182H16V185L14 184V186H15V188L12 190V188L8 185V187L9 188H11V189H6V188H4V189H6V190H1L2 192L0 193V225H2L3 226V228L1 227V231H0V264H37V262L35 263V261L37 260L35 257L33 258V256L34 255H27V257L26 258H24V257H22L21 256V258H19L18 256H17V253H22V252H24V251H26L27 250V248H29V245H27V243H29L32 239V235H33V233H29V228H31L32 227V225H36V223H38L39 221H43V220H46L47 218H49L50 220H54V219H58V218H63V216H64V213H63V216H61V214H62V212H64V211H62L63 210V205L61 206V207H58L56 210H53V212L52 213H49L48 215H45V213L44 212H42V211H40L41 209H39L40 208V206H38V207H36V205L34 206V204L35 203H38L39 204V202L40 201H46V199L47 198H52L54 195H58L56 192H58V188L56 187V188H54V189H51V190H44V189H42V191H38V189H37V186H39V185H37V176H38V172L40 171V169H38V162H39V164H40V162L43 160V161H45V160H47V158H55V155L56 154H58L59 152V150H60V148H59V150H58V148H56V147H53V146H51V145H45V147H43ZM168 148V149H167ZM218 148H221V149H218ZM230 148H234V149H230ZM13 149V148H12ZM16 149V148H15ZM14 149V151L16 152V150ZM136 149V148H135ZM141 149V148H140ZM22 150V149H21ZM35 150V149H34ZM131 150V149H130ZM157 150V149H156ZM11 151V150H10ZM20 151V150H19ZM108 151V150H107ZM114 151V150H113ZM141 151H143V150H141ZM217 151V152H216ZM13 152V151H12ZM11 152V153H12ZM14 152V153H15ZM21 152V151H20ZM25 152V151H24ZM23 152V153H24ZM28 152H30V151H28ZM58 152V153H57ZM104 151H102V154H104L103 153ZM127 152V151H126ZM137 152V151H136ZM136 152H134V153H136ZM156 152V151H155ZM154 152V153H155ZM165 152V151H164ZM14 153H13V155H14ZM100 153V152H99ZM167 153V152H166ZM21 154V153H20ZM25 154H27L26 152H25ZM30 154V153H29ZM101 154V153H100ZM121 154H122V152H121ZM146 154H148V155H146ZM145 155L146 156H149V158H150V154H149V152L148 153H146ZM158 154V153H157ZM171 154V153H170ZM224 154V153H223ZM17 155V154H16ZM18 155H19V153H18ZM24 155V154H23ZM59 155V154H58ZM58 155H57V157H58ZM85 155V154H84ZM105 155H106V153H105ZM104 155V156H105ZM154 155V154H153ZM166 155V156H165ZM211 155V154H210ZM2 156L4 157V155L2 154ZM7 156V155H6ZM10 156V155H9ZM21 157H22V154L20 155ZM30 156V155H29ZM108 156V155H107ZM151 156H152V154H151ZM155 156V155H154ZM219 156V155H218ZM224 156V155H223ZM18 157V156H17ZM21 157H19L20 159H21ZM24 157V156H23ZM85 157V156H84ZM83 157V158H84ZM91 157H93L92 155H91ZM91 157H89V155L88 156H86V158H84L85 160H83L84 162L86 161L87 163H91V160H92V158ZM2 158V157H1ZM14 158V157H13ZM18 158V159H19ZM30 158V157H29ZM82 158V159H83ZM94 159H95V157H93ZM144 158H146V157H144ZM153 158V157H152ZM151 158V160H152V162H154L153 161V159ZM155 158H156V156H155ZM217 158V157H216ZM216 158H211L209 161H212V160H214V159H216ZM222 158V157H221ZM5 160H6V158H4ZM27 159V158H26ZM25 159V160H26ZM91 159V160H90ZM94 159H93V161H94ZM101 159V158H100ZM219 159V158H218ZM224 159V158H223ZM52 160V159H51ZM97 160V161H96ZM96 160H95V162H98L99 160L96 158ZM106 160V159H105ZM109 160V159H108ZM126 160V159H125ZM125 160H124V162H125ZM145 160V159H144ZM221 160V159H220ZM225 160V159H224ZM240 160V161H241ZM8 161V160H7ZM10 161V160H9ZM12 161V160H11ZM21 161H22V159H21ZM147 161V160H146ZM223 161V160H222ZM3 162V161H2ZM17 162V161H16ZM18 162H19V160H18ZM17 162V164H19ZM47 162V161H46ZM83 162V163H84ZM104 162V161H103ZM122 162V161H121ZM235 162V161H234ZM23 163H25L26 164V162H24L23 161ZM82 163V164H83ZM100 163V161L98 162V164ZM143 163V162H142ZM3 165H4V163H2ZM13 164V163H12ZM25 164H23V165H25ZM27 164H26V166H27ZM93 164H94V162H93ZM97 164V165H98ZM110 164V163H109ZM144 164H146V162L144 163ZM155 164V163H154ZM153 164V165H154ZM6 165H7V163H6ZM23 165H22V167H23ZM94 165H96V164H94ZM141 165V164H140ZM158 165V166H159ZM240 165V164H239ZM246 165V164H245ZM5 166V165H4ZM3 166V167H4ZM8 166H9V163H8ZM8 166H6V167H8ZM14 166V165H13ZM18 166V165H17ZM20 166V165H19ZM99 166H100V164H99ZM98 166V167H99ZM102 166V165H101ZM108 166V165H107ZM144 166V165H143ZM2 167V166H1ZM21 167V168H22ZM25 167V166H24ZM163 167V166H162ZM231 167V166H230ZM245 167H247V166H245ZM45 168V167H44ZM71 168V167H70ZM108 168V167H107ZM121 168V167H120ZM123 168V167H122ZM146 168V167H145ZM241 168V167H240ZM28 169V168H27ZM1 170H2V168H1ZM8 170V169H7ZM12 170V169H11ZM9 171V170H8ZM8 171H6L7 173H9ZM18 171V170H17ZM21 171H22V169H21ZM29 171H30V168H29ZM198 171V170H197ZM2 172H4V170L3 171H1L0 173L2 174ZM23 172H25V169L23 170ZM22 172V174L21 175H23L24 173ZM21 173V172H20ZM19 173V174H20ZM25 173H27V170H26V172ZM137 173V172H136ZM166 173V174H167ZM4 174V173H3ZM17 174V173H16ZM16 174H15V176H13V174L10 172V174H6L5 173V175H2V176H4L5 178H7V177H16ZM29 174V173H28ZM20 175V176H21ZM88 175V174H87ZM86 175V176H87ZM91 175V174H90ZM139 175V174H138ZM178 175V174H177ZM203 175V174H202ZM220 175V174H219ZM27 176V175H26ZM35 176H36V178H35ZM39 176H40V174H39ZM169 177H170V175H168ZM204 176V175H203ZM240 176V175H239ZM1 177V176H0ZM22 177V176H21ZM41 177V176H40ZM44 177V176H43ZM43 177H42V179H43ZM139 177H140V175H139ZM145 177H148L149 178V176L148 175H146ZM145 177H143V178H145ZM178 177V176H177ZM202 177V176H201ZM200 177V178H201ZM5 178H3L2 177V182H3V179L5 180ZM79 178V177H78ZM96 178V177H95ZM130 178V177H129ZM200 178L199 179H196V181H198L200 184L202 183L203 184V179H202V182H201V180H200ZM202 178H204V177H202ZM243 178H245V177H243ZM13 179V178H12ZM17 178H15L14 180H16ZM19 179V178H18ZM42 179H41V182H42ZM88 179V178H87ZM132 179V178H131ZM135 179H137V178H133L131 181H134ZM195 179V178H194ZM212 179H213V177H212ZM68 180V179H67ZM70 180V179H69ZM73 180V179H72ZM138 180V179H137ZM145 181H146V179H144ZM177 180H179V179H177ZM208 180V179H207ZM230 181L229 179H225V181H224V183L226 182V181ZM0 181H1V178H0ZM7 181V180H6ZM19 181V180H18ZM21 181V180H20ZM65 181V180H64ZM80 181H81V179H80ZM206 180H204V182H205ZM40 182V183H41ZM68 182V181H67ZM77 182V181H76ZM92 182V181H91ZM90 182V183H91ZM101 182V181H100ZM130 182V181H129ZM141 182V181H140ZM147 182V181H146ZM213 182V181H212ZM221 182H223V181H221ZM98 183V182H97ZM105 183V182H104ZM131 183H133V182H131ZM144 182L142 181V183L141 184H143ZM148 183H149V181H148ZM179 184V187L178 188H176L177 186H178V184ZM236 184L237 183V180H235L234 182H231L230 184ZM12 184V183H11ZM70 184V183H69ZM86 184V183H85ZM92 184V183H91ZM108 184V183H107ZM137 184V183H136ZM135 184V185H136ZM140 184V185H141ZM147 184V183H146ZM150 184H152V183H150ZM190 184H192V185H190ZM201 184V185H202ZM220 184V182L218 183V185L217 186H219V188L218 189H220V191L219 190H215L214 191V189H212V191H210V190H208L207 192H205L206 194H208L209 196H208V200H211L213 203H214V205H216L217 207H218V209H217V213L219 214V213H221V214H223V213H228L227 215H228V217H229V219L228 220H232L233 218H237L238 217V211H237V209L233 206L232 207V205H234V203L236 202L237 203V201H236V198H235V201H234V195H233V197L231 196V195H229L228 193L229 192H222V186L221 185H219ZM67 185V184H66ZM72 185H74V184H72ZM78 185H79V183H78ZM97 185V184H96ZM106 185V184H105ZM168 185V186H169ZM173 185H176V187L174 186L173 187ZM205 185H206V182H205ZM215 185V184H214ZM71 186V185H70ZM85 186V185H84ZM160 186V185H159ZM166 186V185H165ZM198 186V185H197ZM216 186V185H215ZM59 187V186H58ZM67 187V186H66ZM74 187V186H73ZM88 187H89V185H88ZM132 187V186H131ZM135 187V186H134ZM138 187H141V188H143V187H146L144 184L142 185V186H138ZM148 187V186H147ZM133 188V187H132ZM176 188V189H175ZM203 188V187H202ZM201 188V189H202ZM235 188V187H234ZM62 189V188H61ZM76 189V188H75ZM163 189V188H162ZM165 189V188H164ZM171 189V190H170ZM228 190H229V188H228ZM233 190V189H232ZM61 191V190H60ZM158 191V190H157ZM198 191V190H197ZM236 191V190H235ZM93 192V191H92ZM94 193V192H93ZM141 193H145V192H141ZM141 193H138L139 195L141 194ZM163 193V192H162ZM166 193V192H165ZM96 194V193H95ZM94 194V195H95ZM85 195V194H84ZM142 195V194H141ZM166 195V194H165ZM198 195V194H197ZM98 196V195H97ZM147 196V195H146ZM145 196V197H146ZM150 196V195H149ZM163 196V195H162ZM161 196V197H162ZM207 196V195H206ZM238 196V195H237ZM241 196V195H240ZM85 197V196H84ZM83 197V198H84ZM120 197V196H119ZM125 197H126V195H125ZM128 197V196H127ZM126 197V198H127ZM159 197V196H158ZM195 197V196H194ZM125 198V199H126ZM147 198V197H146ZM239 198V197H238ZM88 199V198H87ZM125 199H122L123 200V202L125 201ZM130 199V198H129ZM203 200V199H202ZM201 200V201H202ZM75 201V200H74ZM91 201V200H90ZM94 201V200H93ZM135 201V200H134ZM140 201H142V200H140ZM144 201H146V200H144ZM148 201V200H147ZM240 201H241V199H240ZM240 201H238V202H240ZM42 202H41V204H42ZM47 202V201H46ZM92 202V201H91ZM118 203H119V201H117ZM128 202V201H127ZM148 202H150V201H148ZM45 203V202H44ZM85 203H86V201H85ZM90 203V202H89ZM126 203V202H125ZM125 203H123V205H125ZM132 203V202H131ZM151 203V202H150ZM149 203V204H150ZM165 203V204H164ZM40 204V205H41ZM115 204V203H114ZM119 204H122L121 202L119 203ZM144 204V203H143ZM240 204V203H239ZM68 205V204H67ZM116 205V204H115ZM114 205V206H115ZM122 205V206H123ZM151 205V204H150ZM93 206H94V204H93ZM215 206V207H216ZM222 206V207H221ZM45 207V206H44ZM120 207V206H119ZM240 207V206H239ZM244 207V206H243ZM56 208V207H55ZM61 208V209H60ZM69 208V207H68ZM72 208V207H71ZM113 208V207H112ZM43 209V208H42ZM45 209V208H44ZM66 208L64 207V210H65ZM170 209V210H171ZM74 210V209H73ZM118 210V209H117ZM116 210V211H117ZM175 210V211H176ZM66 211V210H65ZM110 211V210H109ZM108 211V212H109ZM172 211H174V210H172ZM171 211V212H172ZM69 212H70V210H69ZM113 212H114V210H113ZM76 213V212H75ZM214 213V212H213ZM72 214V213H71ZM74 214V213H73ZM72 214V215H73ZM81 214V213H80ZM67 215V214H66ZM68 215H70V214H68ZM75 215V214H74ZM146 215V216H147ZM182 215V214H181ZM227 215L224 217V218H226L227 217ZM18 216H20L19 218H18ZM77 216H78V214H77ZM99 216V215H98ZM176 216V215H175ZM174 215H172V213H171V218L172 219H177V220H179V219H184V217L186 218V216H178L177 218L175 217ZM219 216V215H218ZM81 217V216H80ZM79 217V218H80ZM169 217H170V215H169ZM227 217V218H228ZM64 218H66L65 216H64ZM73 218V217H72ZM104 218H105V216H104ZM151 218V217H150ZM153 218V217H152ZM167 218V217H166ZM217 218V217H216ZM19 219V220H18ZM75 219H77V217L75 218ZM86 219V221H87V218H85ZM84 219V220H85ZM102 219H103V217H102ZM182 219V220H183ZM190 219H191V217H190ZM202 219L203 218H200V217H198V220L199 221H201L202 222ZM220 219V218H219ZM61 220V219H60ZM70 220V219H69ZM144 220V219H143ZM142 220V221H143ZM6 221V222H5ZM15 221H18V222H15ZM20 221V222H19ZM62 221V220H61ZM60 221V222H61ZM63 221H65V220H63ZM68 221V218H67V220H66V222ZM79 221V220H78ZM96 221V220H95ZM140 221V220H139ZM153 221V220H152ZM170 221H172L171 219H170ZM226 221V220H225ZM3 222V223H2ZM46 222V221H45ZM51 222V221H50ZM57 222H59L58 220H57ZM66 222L65 223H63L62 225H58V226H55V227H53L52 229L53 230H51V233L53 234V236H50V234H48V233H46L47 231H46V229H45V231H43V230H39V231H36L37 233V235H39L40 236V246H37V254H40L41 253V255L43 254V256L41 257V258H43L44 259V261H45V263H47V264H53L52 263V261L54 260V259H56L57 258V256L59 255V253H60V250H61V244H63L64 243V241L68 238V236L69 237H72V240L74 239H76L78 236L77 235H79L80 233H78V231H76V230H74V228H77L78 227V224L79 223H81V221L78 223L77 221L75 222V220H74V222H73V219H71V224H66ZM73 222V223H72ZM88 222H89V220H88ZM137 222V221H136ZM141 222V221H140ZM179 222V221H178ZM221 222V221H220ZM27 223H30V225H28ZM55 223V222H54ZM67 223H69V222H67ZM144 223V222H143ZM168 223V222H167ZM225 223V222H224ZM227 223V222H226ZM140 224V223H139ZM229 224V223H228ZM133 225H135V224H133ZM136 225H138V224H136ZM135 225V226H136ZM141 225V224H140ZM39 226V225H38ZM35 227V226H34ZM49 227H50V225H49ZM138 227V226H137ZM136 227V228H137ZM48 228V227H47ZM3 229V230H2ZM70 230V234L68 233V231ZM139 229H143L142 228V226H140V228H138L137 230H139ZM68 230V231H67ZM79 230V229H78ZM128 231V230H127ZM130 231H131V229H130ZM135 233V232H134ZM46 234H48L49 235V237H51V238H49V239H47V240H45L44 238L46 237V236H48V235H46ZM69 234V235H68ZM159 236V235H158ZM155 238V237H154ZM50 239H53V241L54 242H56V244H53V243H51V241H50ZM230 239V238H229ZM227 240V239H226ZM225 240V241H226ZM34 241V240H33ZM75 241H77V240H75ZM80 241V240H79ZM78 242V241H77ZM156 242H158V241H156ZM160 242V241H159ZM229 242V241H228ZM33 243V242H32ZM36 244V243H35ZM74 244V243H73ZM78 244V243H77ZM154 244V243H153ZM228 244V243H227ZM75 245V244H74ZM155 245H157V244H155ZM159 245V244H158ZM65 246V245H64ZM151 247V246H150ZM78 248V247H77ZM228 248V247H227ZM34 249V248H33ZM146 251H147V249H146ZM35 252V251H34ZM230 253V252H229ZM232 253V252H231ZM77 252L75 251V254L73 253V255H74V258H76L75 256H77ZM189 254V253H188ZM187 254V255H188ZM24 255V254H23ZM69 255V254H68ZM72 255V254H71ZM70 255V256H71ZM72 255V256H73ZM190 255H191V253H190ZM19 256H20V254H19ZM186 256V255H185ZM192 256V255H191ZM69 257V256H68ZM184 257V256H183ZM228 257H230V256H228ZM38 258V257H37ZM71 258H73V257H71ZM189 258V257H188ZM198 258H199V256H198ZM68 259V258H67ZM191 259H194V258H191ZM197 259V258H196ZM201 259V258H200ZM226 259V258H225ZM71 260V259H70ZM188 260V259H187ZM42 261V260H41ZM73 261V260H72ZM192 261V260H191ZM199 261V260H198ZM228 261V260H227ZM76 262H78V261H75V263ZM42 263H43V261H42ZM69 263H71V262H69ZM69 263H65V264H69ZM79 263V262H78ZM81 263V262H80ZM194 263L195 264H199L200 262H196V261H194ZM38 264H40V263H38ZM72 264V263H71ZM232 264V263H231Z\"/></svg>",
  "mask_w": 264,
  "mask_h": 264
}]
</instances>
